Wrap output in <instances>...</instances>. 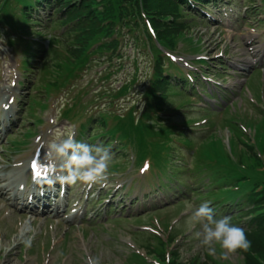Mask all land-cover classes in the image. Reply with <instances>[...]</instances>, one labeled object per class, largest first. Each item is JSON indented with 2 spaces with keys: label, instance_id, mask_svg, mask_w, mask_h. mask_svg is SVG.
I'll list each match as a JSON object with an SVG mask.
<instances>
[{
  "label": "rangeland",
  "instance_id": "1",
  "mask_svg": "<svg viewBox=\"0 0 264 264\" xmlns=\"http://www.w3.org/2000/svg\"><path fill=\"white\" fill-rule=\"evenodd\" d=\"M230 5L232 8H229ZM247 6H249L248 9ZM40 11L43 19H48V11L46 9ZM211 15V21L207 19L206 22H198V19H194L191 30L176 37L177 50L173 53L178 54L176 58L180 67L179 71L171 67V63L164 67L167 72L168 70L177 72L187 79L191 74L195 83L202 79L205 89L214 94L213 98L211 97L213 100H210L200 95L191 84V89L186 88L190 90L187 92L193 96L192 100L188 96H178L180 92H170L176 95L168 96L169 99H174L171 102L174 103L169 108H165L171 112L169 119L176 120L178 127L175 130L183 136H188L192 145V147L184 146L179 141L175 143L176 146L174 145L176 148L173 151L170 167L173 165L172 173L177 170V165L184 167L179 169V177L183 184L175 180L170 184L165 170L162 169L163 162L161 164L158 162L162 161V155L159 153L161 143L170 142L171 138H167L168 129L164 125L166 122L152 121L157 126L153 129L145 125V117L167 121L165 111L158 108L163 103L159 104L157 98L150 96L151 110L147 109L135 125L123 127L122 122L115 118L111 133L122 136L125 141L122 151L116 152L121 141H114L111 148L102 144L110 150L113 158L116 156L111 163L118 164L117 172H111L108 187L102 188L97 185L90 193H87L88 189H84V186L79 183L70 185L73 187L68 188L67 194L68 201L72 203L70 207L67 206L65 212L57 214L42 211V209L25 213L16 206L11 208L10 205L14 200L0 197L2 199L0 203V264H85L86 257L89 255L98 257L100 264H136V261L140 259L134 257V252H130L132 249L129 245L130 240L136 251H143L145 256L151 255L162 264H166L164 255H167L170 249L174 250V253L173 256L169 253L168 257L184 264H244V257L239 252L229 259H224L218 247L217 255L213 257L208 256L198 246L194 236L198 227H189L187 205L198 207L200 203L209 201L214 210L218 209V212L215 211L217 219L237 212L236 210L230 212L233 207L231 202L219 203L214 199L213 194H209L208 189L213 188L216 183L204 189V181L209 179L206 180L205 175L199 176V174L194 177L193 174H189L192 171H188L197 167L196 158L193 157L196 155L195 149L199 150L201 155L204 153L200 159L203 158L201 160H205L206 165L211 168L230 169L234 165L235 168L232 171L238 174L247 172L243 166L250 169L256 168L248 165H251L249 158L251 153L247 145L244 146L242 141L239 143L241 139L246 140V137L253 144L255 152L264 157V136H262L264 106L253 108L248 102V99H251L250 90L255 99L261 100L259 95L264 88V75L259 68L253 69L254 64L246 61V58L251 57L252 60L260 58V61L264 62V6L261 0H231L226 8L212 9ZM244 15L247 16L245 22L238 20L239 16L244 18ZM5 27L4 23L0 24V104L5 87L12 88L7 97L10 96L14 100L10 108L11 127L5 128L6 124H0V130L4 128L0 131V174L9 175L18 171L16 167L21 168L24 163H27L41 142H44L43 148L47 152L50 142L62 139L70 132L76 135V128L85 120V116H80L74 121H67L61 115L67 102H73L70 97L75 89L61 90L57 94H52L49 97L48 107L44 111L38 104L34 105L30 102L31 105H29L28 88L34 76L27 75L22 68L23 56L17 50L8 47L3 30ZM35 27L42 30L41 26ZM62 28L61 25L56 28L49 27L50 30H56L55 32H60ZM252 35L255 38L250 42ZM137 37L145 41L142 30L137 33ZM46 38L43 37L45 40ZM53 46L62 49L60 42H55ZM140 46L134 47V50L129 45L123 47V50L131 56L125 58L123 70L106 83L98 79L97 72L102 69L99 65L77 81L78 87L86 86L85 88L89 89V93L83 97L85 99L97 94L102 86L107 89H118L123 81H128L132 77L135 68L134 57L141 53L140 62H138V81L131 91L126 96L116 99L112 105H108L109 98L99 97L97 103L90 105L86 116L97 113L102 108L111 114H124L133 105L138 106L136 114L140 115L146 104L145 91L150 77L155 74L156 65L154 55L150 56L144 51L145 42ZM252 52L255 53L252 54ZM194 53L200 55L195 56ZM56 54L53 49V58ZM201 55H205L215 67L202 69V63L194 61ZM260 61L257 62L258 66L262 65ZM35 66H38L36 61L33 62L34 70H36ZM242 67H246L247 70H242ZM52 68L55 71L58 68L60 70L57 64ZM217 70L220 75H215ZM203 74L207 76L206 79L202 77ZM244 77H248L247 81ZM22 81L25 82L21 83ZM40 83L44 82L40 81ZM217 85L222 87L223 91ZM224 91H227L229 95ZM44 93L43 90L39 91L36 98L43 102L46 97ZM219 95L227 97L220 98ZM179 101H186V105L182 108L178 107L177 110L173 109ZM224 107H228L226 109L228 111L224 114L220 113L224 111ZM204 108L215 112L214 115ZM38 115L43 117L44 122L35 124L34 120L36 121ZM0 116L4 118L3 123L8 122V117H5L4 113L0 112ZM189 117L197 119L192 124H188L185 119ZM122 118L126 119L124 121L127 124L130 123L127 117ZM30 126L32 128H29ZM161 127H164L163 130L158 132ZM29 130L35 131V135L31 137L26 135L24 131ZM28 137L27 143L23 145L22 141ZM229 138L231 149L226 145ZM254 138L255 142H253ZM157 139H161L160 145L156 144ZM10 140L16 141L17 147L22 144V149L16 150ZM88 140L87 137L82 142L86 143ZM18 163L21 166H14ZM149 163L152 167L147 170ZM201 167L203 168V164ZM251 172L253 173V170ZM258 176L264 178V170L261 174L255 175V178ZM26 177L27 175L24 181ZM164 181L168 190H163L165 188L160 186L164 185ZM157 185L160 187L157 188ZM176 185H179L178 189L173 188ZM27 187L29 191L31 184ZM159 189L162 190L159 191ZM240 189L242 188L234 191ZM196 191H201L202 195L201 193L195 195ZM243 191L247 193L249 189ZM244 192L233 195L224 192L214 194H217L220 200L221 197L234 200L242 196ZM89 200L90 203L86 204ZM182 200L184 203L181 202ZM73 207L75 208L72 209ZM77 208H79L77 216L70 218ZM110 213L116 215H110ZM231 223L236 225L238 220H232ZM238 224H240L238 226L244 225V223ZM28 238H31L30 246L23 243V240Z\"/></svg>",
  "mask_w": 264,
  "mask_h": 264
},
{
  "label": "trees",
  "instance_id": "2",
  "mask_svg": "<svg viewBox=\"0 0 264 264\" xmlns=\"http://www.w3.org/2000/svg\"><path fill=\"white\" fill-rule=\"evenodd\" d=\"M24 4L23 17L25 22L32 18L33 0H20ZM47 4L50 7V23L56 25L59 23L69 24L66 32L62 34V40L67 51V54L57 53V65L60 67V72L69 70L71 73L85 66L90 58V52L87 53L93 43L101 42L99 50H117L120 42L113 38L118 26H142L146 31V25L143 19L142 11H145L146 16L150 18L153 26L158 31L160 40L164 43L175 46L177 36L188 33L193 25V12H198L189 4L188 0H36V2ZM209 0H194L195 3L207 2ZM102 6V7H101ZM55 9V10H54ZM56 15V16H55ZM30 21V20H29ZM30 25L28 24V28ZM133 28V27H132ZM112 35V36H111ZM53 40H56L54 38ZM113 53L108 57L112 59ZM157 67L154 74V79L151 88L148 90L154 98L158 99V108L163 109L167 105H171L172 100L169 99L168 93L175 91L181 92L178 86L172 85L171 75L164 73V61L158 56L157 52ZM59 69V68H58ZM76 73V72H75ZM102 121V118H100ZM256 122V121H254ZM238 129V127H237ZM258 131V128H257ZM264 132V131H263ZM262 132V133H263ZM264 136V134H262ZM246 137V136H245ZM247 145L251 165H261V161L254 150L253 144L249 138L241 139L239 143ZM264 141V139H263ZM264 147V145H263ZM243 161V160H242ZM197 167L189 169L195 177L205 175L203 188L216 185L209 188V194H213L214 199L223 202H231V212L237 213L230 215L232 220L244 219V225L240 226L245 229L247 238L251 241V248L247 252L239 251L244 257V264H264V178L258 176L253 182L249 181L241 184V179L248 178L230 169L211 168L206 165L205 160H201L200 156H196ZM203 164V168L201 165ZM195 172H194V171ZM178 174V172H177ZM261 174V173H259ZM257 176V175H256ZM177 181L181 182L178 176H175ZM239 186V191H234L233 186ZM247 186V187H246ZM187 189V187H185ZM249 189L247 193L243 190ZM189 191V190H188ZM199 192V193H198ZM224 192L226 194H236L244 192L242 196L233 200L217 198V194ZM201 193V194H200ZM202 195L201 191H196L195 195ZM218 210V209H216ZM246 220V221H245ZM135 258H139L136 264H153L146 259L133 253ZM135 261V259H134ZM171 264H184L174 260Z\"/></svg>",
  "mask_w": 264,
  "mask_h": 264
},
{
  "label": "clouds",
  "instance_id": "3",
  "mask_svg": "<svg viewBox=\"0 0 264 264\" xmlns=\"http://www.w3.org/2000/svg\"><path fill=\"white\" fill-rule=\"evenodd\" d=\"M46 159L50 170L59 168L63 173L60 180L64 184L79 183L87 188L109 186L113 159L110 150L101 145L78 142L72 132L48 144ZM186 213L189 227H198L194 233L198 246L208 256L215 257L217 247L224 259H229L239 251L247 252L251 248L245 229L232 224L231 217L215 218V210L209 201L200 203L198 207L187 205ZM23 243L30 246L31 238L23 240ZM85 264H100V260L89 255Z\"/></svg>",
  "mask_w": 264,
  "mask_h": 264
},
{
  "label": "bare ground",
  "instance_id": "4",
  "mask_svg": "<svg viewBox=\"0 0 264 264\" xmlns=\"http://www.w3.org/2000/svg\"><path fill=\"white\" fill-rule=\"evenodd\" d=\"M5 88H7V87H5ZM6 90L9 92V91L12 90V88L9 87V88H7ZM42 157H44V154H43V153H42ZM18 177H19V175H18V174H15V177H14V178L12 177L11 180H10L11 184H12V183L15 184V182H16L17 180H19ZM2 180H4V176H3V175H0V181H2ZM21 182H22V181H21ZM21 182H20V183H21ZM37 185H41V182H38ZM10 189H11V187H10L9 184L3 186V189H1V193H2V195H3V194H6ZM49 205L52 206V205H54V204H53V203H50Z\"/></svg>",
  "mask_w": 264,
  "mask_h": 264
},
{
  "label": "snow or ice",
  "instance_id": "5",
  "mask_svg": "<svg viewBox=\"0 0 264 264\" xmlns=\"http://www.w3.org/2000/svg\"><path fill=\"white\" fill-rule=\"evenodd\" d=\"M36 167H37L36 163L33 162V164H32V168L35 169ZM37 175H39V173H37Z\"/></svg>",
  "mask_w": 264,
  "mask_h": 264
}]
</instances>
